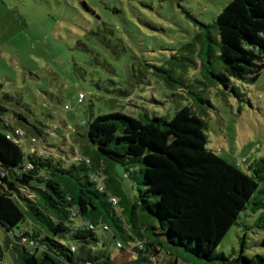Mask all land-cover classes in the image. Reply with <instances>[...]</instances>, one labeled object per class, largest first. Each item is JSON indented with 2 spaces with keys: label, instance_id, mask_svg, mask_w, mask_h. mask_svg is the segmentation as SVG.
<instances>
[{
  "label": "trees",
  "instance_id": "16d2710c",
  "mask_svg": "<svg viewBox=\"0 0 264 264\" xmlns=\"http://www.w3.org/2000/svg\"><path fill=\"white\" fill-rule=\"evenodd\" d=\"M203 26L171 58L147 63L159 82L183 98L200 76L222 81L215 58L226 80L260 77L264 0H231ZM90 116L70 129L77 163L65 165L45 118L20 92H0V224L22 264H159L163 251L191 264H264L244 241L237 255L217 250L243 211L260 212L264 227V155L249 172L218 155L188 104L171 118L122 108ZM113 248L129 260L115 261Z\"/></svg>",
  "mask_w": 264,
  "mask_h": 264
},
{
  "label": "rangeland",
  "instance_id": "374dc122",
  "mask_svg": "<svg viewBox=\"0 0 264 264\" xmlns=\"http://www.w3.org/2000/svg\"><path fill=\"white\" fill-rule=\"evenodd\" d=\"M230 1L0 0V92H20L45 118L50 126L46 138L68 158L65 165L77 163L70 129L91 113L122 108L171 118L188 104L206 120L208 147L249 172V164L264 155V69L255 81L226 80L215 58L213 69L222 81L210 84L200 76L182 98L159 82L147 64L171 58ZM130 87L134 92L127 98L123 92ZM259 214L243 211L218 252L237 255L244 241L246 255H264V227L255 224ZM27 227L22 222L13 232ZM7 234L0 224V264H22L12 245L6 246ZM112 256L117 262L130 258L119 248H113ZM158 258L159 264H191L166 251Z\"/></svg>",
  "mask_w": 264,
  "mask_h": 264
},
{
  "label": "built area",
  "instance_id": "2783aa9c",
  "mask_svg": "<svg viewBox=\"0 0 264 264\" xmlns=\"http://www.w3.org/2000/svg\"><path fill=\"white\" fill-rule=\"evenodd\" d=\"M79 101H82L83 99H84V97H85V95H84V93L83 92H80V94H79ZM119 244H121V243H119ZM118 244V245H119Z\"/></svg>",
  "mask_w": 264,
  "mask_h": 264
}]
</instances>
